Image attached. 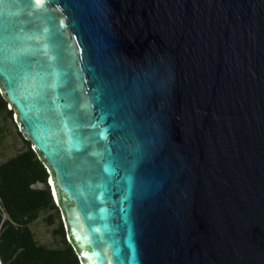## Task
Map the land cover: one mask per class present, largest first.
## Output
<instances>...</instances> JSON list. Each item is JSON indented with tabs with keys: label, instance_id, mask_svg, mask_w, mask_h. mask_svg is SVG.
Listing matches in <instances>:
<instances>
[{
	"label": "water",
	"instance_id": "water-1",
	"mask_svg": "<svg viewBox=\"0 0 264 264\" xmlns=\"http://www.w3.org/2000/svg\"><path fill=\"white\" fill-rule=\"evenodd\" d=\"M0 85L80 264H264V0H0Z\"/></svg>",
	"mask_w": 264,
	"mask_h": 264
},
{
	"label": "trees",
	"instance_id": "trees-1",
	"mask_svg": "<svg viewBox=\"0 0 264 264\" xmlns=\"http://www.w3.org/2000/svg\"><path fill=\"white\" fill-rule=\"evenodd\" d=\"M6 106L7 101L0 94V109ZM26 143L27 149L0 164V207L8 214L3 219L0 209V264H80L64 239L61 224L54 229V233L61 235V246L46 247L33 238L28 223L35 212L58 209L47 184L49 173L30 142L26 140ZM37 181L44 186L31 187Z\"/></svg>",
	"mask_w": 264,
	"mask_h": 264
},
{
	"label": "rangeland",
	"instance_id": "rangeland-1",
	"mask_svg": "<svg viewBox=\"0 0 264 264\" xmlns=\"http://www.w3.org/2000/svg\"><path fill=\"white\" fill-rule=\"evenodd\" d=\"M10 111L8 105L5 109H0V164L16 156L28 147L26 139L19 132L14 115L13 113H9ZM47 184H49L48 179ZM43 186L44 184L38 181L31 184L33 188H41ZM0 209L3 219L8 218V214L4 209L2 207ZM57 211L47 208L40 209L35 212L34 218L29 221L28 226L37 244L50 248L62 245L61 235L54 233V229L60 224L63 226L60 212L59 210ZM64 239L67 241L65 235Z\"/></svg>",
	"mask_w": 264,
	"mask_h": 264
},
{
	"label": "snow or ice",
	"instance_id": "snow-or-ice-1",
	"mask_svg": "<svg viewBox=\"0 0 264 264\" xmlns=\"http://www.w3.org/2000/svg\"><path fill=\"white\" fill-rule=\"evenodd\" d=\"M36 3L37 4H42L43 3V0H36ZM0 89H2V85H0ZM101 135H103V133H101Z\"/></svg>",
	"mask_w": 264,
	"mask_h": 264
},
{
	"label": "bare ground",
	"instance_id": "bare-ground-1",
	"mask_svg": "<svg viewBox=\"0 0 264 264\" xmlns=\"http://www.w3.org/2000/svg\"><path fill=\"white\" fill-rule=\"evenodd\" d=\"M53 197H54V201H55V203H57L58 200H57L56 196H53Z\"/></svg>",
	"mask_w": 264,
	"mask_h": 264
},
{
	"label": "clouds",
	"instance_id": "clouds-1",
	"mask_svg": "<svg viewBox=\"0 0 264 264\" xmlns=\"http://www.w3.org/2000/svg\"><path fill=\"white\" fill-rule=\"evenodd\" d=\"M7 105H8V103H7ZM9 106V105H8ZM9 109L11 110V108L9 107ZM50 186V185H49ZM52 193V192H51ZM53 197V196H52ZM54 199V198H53Z\"/></svg>",
	"mask_w": 264,
	"mask_h": 264
}]
</instances>
